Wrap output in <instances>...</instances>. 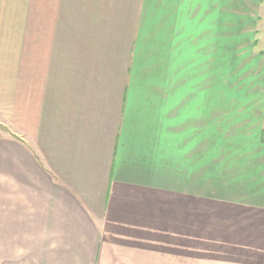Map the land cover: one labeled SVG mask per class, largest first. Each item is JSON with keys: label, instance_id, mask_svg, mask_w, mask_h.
I'll return each mask as SVG.
<instances>
[{"label": "crops", "instance_id": "0c3cea01", "mask_svg": "<svg viewBox=\"0 0 264 264\" xmlns=\"http://www.w3.org/2000/svg\"><path fill=\"white\" fill-rule=\"evenodd\" d=\"M237 73L264 86V0H0V264H264Z\"/></svg>", "mask_w": 264, "mask_h": 264}, {"label": "rangeland", "instance_id": "374dc122", "mask_svg": "<svg viewBox=\"0 0 264 264\" xmlns=\"http://www.w3.org/2000/svg\"><path fill=\"white\" fill-rule=\"evenodd\" d=\"M35 11L36 9L35 8H31L29 9V13H28V16L30 17L31 15H34L35 16ZM33 16V18H34ZM32 17H30L29 19L31 20ZM83 19H86V20H91L92 18H89V17H86V18H81L80 15H77L76 16V21L80 20L82 21ZM99 19L100 21V18L97 17V20ZM29 20V22H30ZM96 19L94 18L93 19V22L95 21ZM87 21V22H88ZM30 26V23H28V27L27 29L28 30H32L34 31V25L32 28H29ZM124 33V31L122 32ZM125 37H123V39L119 40V43L117 45V50L120 51L121 50H124V48L126 49V32L124 33ZM125 51V50H124ZM243 77L239 75V73H237V77L235 78L236 80L232 83H230V86L228 83H224V84H221L220 87L217 89L219 90L218 91V94L223 96V95H256V96H264V86H262L260 84V81H256V82H252L254 85L249 87L247 86L246 84L244 83H241V82H238L239 81V78ZM256 79H259L256 78ZM254 80V78L252 79ZM260 84V85H259ZM246 85V86H244ZM217 94V92H216ZM0 123L2 124V120H0ZM139 264H158L157 263V260H160V259H135ZM188 261L190 262L191 260L188 259ZM131 262V260L129 261ZM180 263V259H169L166 261V264H179ZM194 264V263H193Z\"/></svg>", "mask_w": 264, "mask_h": 264}]
</instances>
